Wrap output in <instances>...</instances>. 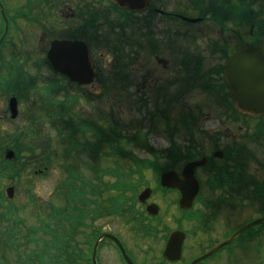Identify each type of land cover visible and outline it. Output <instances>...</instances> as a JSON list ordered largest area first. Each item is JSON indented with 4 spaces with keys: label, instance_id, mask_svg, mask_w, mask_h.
Segmentation results:
<instances>
[{
    "label": "rangeland",
    "instance_id": "1",
    "mask_svg": "<svg viewBox=\"0 0 264 264\" xmlns=\"http://www.w3.org/2000/svg\"><path fill=\"white\" fill-rule=\"evenodd\" d=\"M79 1L81 0H64V5L58 9L65 10L67 15H71ZM218 1L217 8L220 7L222 17L226 18L225 9L230 11L228 16L235 22L236 27L238 17H234L232 13L237 14L238 1ZM33 2L34 0H2L7 15L12 19L16 11L31 9L35 5H31ZM215 2L216 0L156 1L154 8L167 13L184 14L188 18L197 17L198 13L204 15L203 22L186 26L158 16L153 20L150 18L149 25L147 22L145 26L140 25L143 20L140 16V23L133 26L132 21H129L128 25L121 17H114V14L105 16L102 13L99 21L108 17L117 24L111 30L105 24L100 25L98 37L95 39L94 36L92 38L89 36L87 39L86 43L89 44L96 65L97 77L90 86L81 88L57 76L44 61L50 34L54 35L55 29L44 34L38 26L32 28L26 22L22 26L17 24V29L16 23H11L8 43L0 50L3 60L0 62L2 78L0 85L6 87L3 77L10 69L15 74L22 72V84L25 81L27 87L25 94L17 97L16 120L10 121L8 116L9 96L0 95V115L4 118L3 124L0 125V166L3 167L0 170L3 174L0 182V264H39L36 257L40 255L38 254L40 250L37 249L33 238L36 240L39 237L53 238L56 235L53 232L61 234L62 230L63 233L68 230V226L65 227L63 223L61 225L59 219L54 220L51 216L53 207L61 208L64 205L63 191L60 190L65 176L61 168L64 163L59 155L65 146L60 145V138L56 132L57 122L49 121L45 113V107L50 104L48 101L56 99L57 103H67V99H70V102L75 100V109H72L74 114H67L65 121L69 122L70 117L76 121L77 117L86 122L98 121L103 123L106 131L109 130V125L113 126L114 137L120 140L121 148L140 159L149 156L133 149L132 137L137 132L147 135L158 156L173 158L174 154H170L173 148H169L173 144L182 148L189 139L195 138L197 144L206 152L207 147H211L208 137L212 133H217L220 136L218 141L220 147L229 148L235 144L244 150L240 163L245 175L248 179L264 185V147L262 149L264 137L257 139L252 125L250 128V125L246 126L245 130H239L238 121L233 122L229 115L226 116L222 108L217 106L214 96L210 97L211 95L204 93L209 85L216 81L210 75L224 62L226 52L238 48L243 41L245 44L250 43L248 34L251 25L262 27L261 30H255V34H260L261 42L264 44V0H244L240 12L244 14L245 31L240 34L235 29L233 33H229L231 28L227 22L222 24V27L227 26L222 31L207 22L212 20L214 14L209 13V6ZM85 3L94 7L101 4V11L108 5L104 0H85ZM119 21H123L124 24ZM72 24L75 23H70L69 26ZM48 28L50 30L51 27ZM19 31L21 44L16 42ZM148 35L151 38H148ZM212 49L213 55L210 54ZM2 62H6V65L1 64ZM198 62L200 75L196 76L197 81H192L193 75L198 74L196 71ZM186 79L191 80L189 89L179 90ZM46 88H49V94H46ZM54 112L57 110L54 109ZM107 120L114 122L105 125ZM82 136H85V139ZM77 137L80 142L95 141L93 134L89 132L79 134ZM30 150H35L34 154L27 156L25 153ZM108 150V147L105 148V151ZM7 151L16 154L10 163L3 159ZM50 152L52 155H49L47 163V155ZM54 153L57 160L53 158ZM82 162L81 159L77 162L78 167L85 169L83 164L85 161ZM21 165L24 167L21 168ZM84 173L85 177L92 180L91 171L86 170ZM154 178L155 173L149 171L147 173L149 186L156 185ZM8 187L13 188L11 199L5 195ZM251 192L252 188H248L245 209L240 212L239 218L235 220L237 213L230 217L236 226L248 224L252 219L251 210L254 206L250 200ZM162 200V198L155 200L163 209L160 230L162 227L171 230L176 226L178 214L173 210L168 212L166 209L169 200L167 199V202ZM104 217L96 221L101 232L118 237L131 259L137 264H160L165 233L149 238L147 229L142 226L127 225V222L119 218ZM225 220L219 221L220 224L216 225L217 234L213 235L214 240H208L209 243L216 244L223 239L219 233H224L220 229ZM42 221L46 223L45 229L42 228ZM201 227L202 225L197 226L189 221L182 223V230L190 235L185 242L186 261L197 258L207 249L208 241L201 235L199 230ZM9 229L14 234L10 239L5 236ZM37 229V234L30 237V241L27 242L26 238L33 235L31 230ZM195 230H199L200 233L191 237ZM260 235L264 236V225L249 229L201 264H264V237ZM79 238L80 236L76 239L80 244ZM39 243L45 247L41 240ZM46 248L51 257L54 249L47 245ZM91 249L90 245L85 248L87 260L90 258ZM97 262L124 264L118 251L109 243H104L100 248Z\"/></svg>",
    "mask_w": 264,
    "mask_h": 264
},
{
    "label": "flooded vegetation",
    "instance_id": "2",
    "mask_svg": "<svg viewBox=\"0 0 264 264\" xmlns=\"http://www.w3.org/2000/svg\"><path fill=\"white\" fill-rule=\"evenodd\" d=\"M64 0H34V2L31 4H35L31 9L28 10H19L16 11L14 16L15 22V28L17 29V24H21V26L26 22L28 25L32 26V28L38 26V28L41 30L42 33L48 34L53 32V30H56V33H53L54 35L50 34V41L49 46L50 47L51 42L53 41H66V40H72V41H83L86 42L89 36L91 38L94 36L95 39L98 37L99 34V27L102 24H107L109 22L110 24H115L114 20L104 17L103 21H99V17H101V14L103 13L105 16L110 14L112 15V12L110 8L105 7L104 10L101 11V4L94 6H89L85 3V0H81L78 3L75 4L74 10H72L71 15H67L65 10L58 9L63 4ZM232 1V0H230ZM238 1V10L237 14L232 13V15L235 17H238V23L235 27L234 23L230 17L228 16L230 14V11H226L225 8V14L226 18L222 17L220 13V7L217 8L219 1L216 0L215 4H211L209 6V13H214L212 16V20L207 21L217 28H219L220 31L223 29H226L227 26L222 27V23L227 22L228 26H230L231 30L229 33H233L235 30L239 31V34L241 32L245 31V18L244 14L240 12V10L243 8L244 0H233ZM234 7V6H232ZM99 8V9H98ZM235 8V7H234ZM152 11L155 16L163 17V18H175L179 19V15L174 13H167L163 10L153 8V5L147 9L146 12L143 14H126L127 18L132 21V25L135 26L136 24L140 23V16L143 19L141 21L140 25H144L148 22L149 25V19L151 18V14L149 13ZM197 12V11H196ZM114 17L116 15H120L124 18L123 14L117 13L114 11ZM198 13V12H197ZM113 16V15H112ZM154 17L151 19L153 20ZM231 16V15H230ZM217 17V20L214 19ZM221 17L222 19H226V21L218 20V18ZM199 17V13L198 16ZM224 19V20H225ZM107 20V21H104ZM170 20V19H169ZM9 21V30L11 27L10 20ZM89 22V23H88ZM203 22V19L201 20ZM200 22V23H201ZM70 23L72 24L70 27ZM75 25V26H74ZM130 25V23H128ZM51 27L50 30L48 27ZM256 29L261 30L262 27ZM58 28V29H57ZM235 29V30H234ZM241 30V31H240ZM152 32V31H150ZM152 34V33H151ZM17 35V34H16ZM21 32L19 31V34L16 37V42L18 44H21L20 40ZM152 36V35H151ZM150 36L148 35V38ZM151 38V37H150ZM240 38V36H239ZM7 40L5 39L4 42L0 45V50L3 49L5 46V42ZM8 42V41H7ZM244 41L242 44L244 45ZM213 55V54H212ZM1 59V56H0ZM221 60V59H220ZM222 61V60H221ZM224 62L221 63L217 70L213 72L212 75H210L215 82L213 81V84L209 85L213 90H208L204 93H207L211 95L210 97L216 98V104L218 107H221L223 112L226 113V116L228 117L229 112V104H230V98L231 93L229 91V88L225 82L223 69L224 65L227 61L223 60ZM163 64H165L164 61H160ZM222 66V72L220 74V67ZM194 76V75H193ZM209 76V75H208ZM196 76L192 78V81H197ZM189 79L185 80V83L181 85V88L179 90H188L190 85ZM1 88V87H0ZM1 96L4 95V91H0ZM2 117V116H1ZM3 117L0 120V125L3 124ZM238 126L239 130H245L246 126L251 127L255 132V137L259 139V137H264V116L262 117H249L246 115H239L238 117ZM248 124V125H247ZM209 136V135H208ZM209 141L211 143V147H207V151L202 150V146L197 144L195 138L189 139L187 141V144L185 147L180 148L178 145H175V147H178L177 149H174V158L173 157H160L158 158L161 162V168L164 169L161 172V175L158 179V184L148 186L152 193L150 196L144 201L139 202L137 200V195L139 192L144 190L147 187H143L141 190L138 191V193L135 196V202H127L124 206L125 211L122 212V217L119 219L125 220L127 222V225H139L142 227H149L152 230V233L149 234V238L158 236L159 233L163 232V238H164V244H163V250L166 246V242L168 238L175 232H182L184 234V240L182 243V250H181V257L180 259L174 261L170 260L163 256L162 251V259L160 261V264H189L192 262L195 258L190 259L189 261H186L184 259V253L186 248V241L188 240V232L182 230V223L183 222H190L191 224H195L197 226L202 225L201 229V235L205 239V241L208 240H214L212 239L213 235L217 232L216 225L220 224L219 221L225 222L224 225L220 229L224 233H219L223 239L216 244L209 243L207 244V249L204 250V252L201 253V255L206 254L208 251H210L212 248H214L216 245L220 244L223 241H226L228 238H230L233 234H235L242 226L246 225L245 223L238 224L236 226L235 222H231V215L234 213H237L238 216H236L235 220L239 218L240 212H242L245 209V199H246V192L248 188H252V192L250 194V200L253 203V208L251 211H253L252 219L250 220V223L264 218V185H261L255 181H252V179H248L247 175H245V170H243V167L241 166V156L243 153V149L237 147V145L233 144L232 147L229 148H222L219 146V139L220 136L217 133H212L209 137ZM227 139V138H226ZM264 147V144L262 145V149ZM244 148V147H243ZM187 152L191 153L193 156L192 159L187 160ZM173 160L170 164H167L166 162ZM200 162L202 165L196 166L192 173V182L196 185V195L193 198L189 208L185 209L183 206L181 207V202L184 199L183 194L179 189H171L161 186V176L168 173V172H174L177 175L178 180L181 183L184 182L183 173L185 170V167L189 163H196ZM251 184V186H250ZM159 198H162V201L167 202V199L169 200V206H167V211H175L176 214H178L176 226L171 228V230L167 229L166 227H162V213L163 209L160 206V203H156L155 200H158ZM1 199V197H0ZM3 200V198H2ZM89 200V201H88ZM85 205V209L81 211L80 216V225L78 229V237L79 238V256L82 259V264L86 262L87 253L85 252V248L89 245V243H93L97 240L99 236L103 232H101L100 226L97 225L96 221L101 220L102 218V210H101V202H100V194L89 197ZM241 203V204H240ZM149 206H155L158 209V212L156 215H152L148 212L147 208ZM153 210L155 208H152ZM104 218H117L116 216H111L109 213L104 215ZM101 217V218H100ZM175 222V218H174ZM264 225V224H263ZM258 227V226H257ZM195 230L194 234H191V237L197 236L200 231ZM217 234V233H216ZM245 234V232L243 233ZM243 234L239 235L242 236ZM238 236V237H239ZM261 237H264L263 235H260ZM190 237V238H191ZM258 237V235H256ZM255 237V238H256ZM82 242V243H81ZM125 248V247H124ZM128 251V250H127ZM126 251V252H127ZM128 254V252H127ZM200 255V256H201ZM199 257V256H198ZM98 258V254H97ZM131 259V258H130ZM134 264L133 259H131ZM208 260V259H207ZM90 262H91V253H90Z\"/></svg>",
    "mask_w": 264,
    "mask_h": 264
},
{
    "label": "trees",
    "instance_id": "3",
    "mask_svg": "<svg viewBox=\"0 0 264 264\" xmlns=\"http://www.w3.org/2000/svg\"><path fill=\"white\" fill-rule=\"evenodd\" d=\"M259 13L256 14V17ZM172 20H174L172 18ZM220 23H222V18ZM253 26H258L253 24ZM252 43H260V34L252 35ZM45 61V60H44ZM46 62V61H45ZM48 66V65H47ZM8 74L5 76V85L7 90L22 96L25 88V81L21 80V74H15L13 71L8 70ZM22 84V85H21ZM51 87V86H50ZM49 87V88H50ZM46 88V94H49ZM25 94V93H24ZM67 103H57L56 99L47 104L45 107V113L49 121L57 122L58 136L60 138V145H64L63 153L61 155L63 172L65 174L64 180L60 185V190L63 191L64 205L61 208L53 209V219L58 220L59 223L68 226V230L61 234L56 231L53 232L55 236L39 239L45 247L41 246L39 239H35V235L38 232L32 231V236H28L26 241H30V237H34L35 245L39 251L38 262L39 264H82V259L79 256V243L77 241L78 229L80 225L81 211L85 209L86 202L89 197H94L100 193V202L102 216L109 214H121L123 207L126 204V193H136L145 183L146 177L144 172L153 171L156 175L162 170L159 166V162L155 157L153 159L144 158L140 159L133 153L125 151L119 144L118 137H114L113 126H108V131L103 128V123L100 122H86L77 117L76 121L73 117H70L69 122L65 121L67 114L72 115V109H75V100L70 102L67 99ZM71 104H73L71 106ZM68 108V109H67ZM54 109L57 112H54ZM76 118V116H75ZM114 121L107 120L105 125L113 123ZM89 132L93 134L95 141L80 142L77 135ZM110 134L108 135V133ZM85 136H82L84 138ZM87 138V137H86ZM85 139V138H84ZM131 143V142H130ZM109 148L105 151V148ZM35 150L26 151L27 156H32ZM54 153V157H55ZM190 152H187V160L193 158ZM93 158V159H92ZM85 165V169L78 167V161ZM44 162V161H43ZM102 162H104L102 164ZM8 166V165H7ZM6 166V167H7ZM134 166V167H133ZM24 165H21L23 168ZM2 167H0L1 170ZM91 171L92 180L85 177V171ZM1 174V173H0ZM127 199H130L127 197ZM89 201V200H88ZM62 220V221H61ZM42 228H46V223L41 222ZM45 223V224H44ZM147 229V233L151 234L152 230L149 227H143ZM10 230V229H9ZM8 230V231H9ZM12 230H10L9 239L13 236ZM37 241V243H36ZM46 245L54 249V253L51 252V257L46 248ZM42 247V248H41ZM52 251V250H51ZM29 257V256H28ZM20 261V259H19Z\"/></svg>",
    "mask_w": 264,
    "mask_h": 264
},
{
    "label": "water",
    "instance_id": "4",
    "mask_svg": "<svg viewBox=\"0 0 264 264\" xmlns=\"http://www.w3.org/2000/svg\"><path fill=\"white\" fill-rule=\"evenodd\" d=\"M154 1L155 0H110V2L118 9L131 13L143 12ZM0 12L5 20L6 33L7 21L1 5ZM47 59L54 72L67 77L72 83H76L79 86L91 84L95 77L93 61L89 56L87 47L83 43L55 41L51 44V48L47 53ZM224 77L233 94L237 110L253 117L264 115V47L257 45L236 52L225 65ZM9 111L11 118L15 119L17 117V101L14 98L9 101ZM133 140L137 148L145 150L148 153L153 152V149L148 144L147 138L143 134L135 135ZM12 158L13 153L8 152L6 154V159L10 160ZM200 165H202L200 162L187 164L183 173L185 183H181L174 172H168L161 176V186L171 189H179L181 191L184 197L181 202V207L183 206L185 209L189 208L196 195V185L192 182V171L196 166ZM6 194L7 197L11 199L13 197V188H8ZM150 194V189L144 190L138 196L139 201L144 202ZM152 208L155 209L153 210ZM147 210L152 215H156L158 212V209L155 206H149ZM260 223H264V219L244 227L228 241L196 259L191 264L201 262L205 258L216 253L223 246L231 243L245 230ZM104 239L113 241L120 250L126 264H132L120 242L115 237L106 234L101 235L93 247V264H96V251L99 242ZM183 240L184 235L182 233H173L166 244L163 256L174 261L180 259Z\"/></svg>",
    "mask_w": 264,
    "mask_h": 264
}]
</instances>
